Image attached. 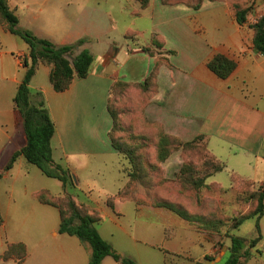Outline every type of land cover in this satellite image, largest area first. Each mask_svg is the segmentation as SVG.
Wrapping results in <instances>:
<instances>
[{
    "label": "crops",
    "instance_id": "0c3cea01",
    "mask_svg": "<svg viewBox=\"0 0 264 264\" xmlns=\"http://www.w3.org/2000/svg\"><path fill=\"white\" fill-rule=\"evenodd\" d=\"M29 1L43 6L48 3V0ZM9 2L19 17L22 29L30 30L56 45L72 44L87 38L80 50L88 49L94 56L89 76L75 78L65 92L54 90L50 81L51 67L44 64L39 65L30 84L33 96L42 93L55 124L56 131L51 141L53 158L56 142L57 149H61L67 160L65 168L77 177V185L74 181L73 184L87 196L91 205L83 203L79 195H73L78 204L88 205L92 212L99 211L101 216L110 218L128 235L127 229L118 223L124 215L117 211V202L121 200H116L114 209L99 207L98 200L86 194L91 191V186L85 177L76 174L88 168L93 170L90 165L97 160L107 163L117 158L121 159V169L126 167L127 161L114 148L109 137L113 126L108 110L110 89L116 81L142 83L158 61L163 64L157 74L156 93L145 108L147 119L160 123L166 133L184 142L193 141L198 136L205 137L212 154L226 165L224 171L211 176L208 183L226 186V180L221 176L224 173L259 182L258 178L262 176L259 168L264 172V55L254 49L251 24L254 17L264 13V0H253V16L250 14L245 24L237 21L233 7L225 1L206 0L200 9H195L152 0L149 8L141 10L137 0H96L93 2V13L85 8L69 9L68 17H64L67 14L65 7L47 9L55 15L44 17L36 13L30 4L19 7L15 0ZM138 11L140 14L135 15ZM115 16L122 18L123 27L114 19ZM67 18H73L70 26L64 22ZM129 33L131 35L127 38ZM155 38L164 40L163 49L153 46ZM145 46H152L157 53L152 56L143 51ZM27 53V44L0 25V155L7 154L9 159L26 143L13 99L26 73L23 58ZM217 54H223L237 63L236 70L227 79L219 78L208 67L209 61ZM183 161L181 151L173 152L162 163L164 177L175 180ZM95 169L99 175L103 170L98 166ZM127 181L128 177L125 184ZM102 191L107 200L117 194L110 193L108 189ZM0 208L4 219L11 207L4 210L0 201ZM136 210L139 217L158 219L160 216L153 207L136 205ZM4 226L5 221L0 227ZM59 226L60 221L56 226L54 220L52 234L55 237L60 235ZM184 230L190 239L172 254L178 257L186 255V264H200L217 251L218 239H211L205 236L207 232H198L189 225ZM203 241L208 242L210 247H205ZM17 243L27 246L25 259L22 262L16 258L2 259L9 245ZM29 244V241L17 236L4 238L1 235L0 262L27 264L30 256L38 253V250H31ZM195 246H199L201 251H196ZM226 249L225 246L223 250ZM121 254L128 257L125 253ZM129 258L141 264L136 257ZM205 262L209 264L210 260ZM177 263V259L165 262ZM102 264L122 263L106 257Z\"/></svg>",
    "mask_w": 264,
    "mask_h": 264
},
{
    "label": "trees",
    "instance_id": "16d2710c",
    "mask_svg": "<svg viewBox=\"0 0 264 264\" xmlns=\"http://www.w3.org/2000/svg\"><path fill=\"white\" fill-rule=\"evenodd\" d=\"M137 1L140 3L141 10L149 8L152 3V0ZM205 1L161 0L164 5L183 4L195 9H200ZM209 1H225L230 4L240 24L247 23L248 16L253 11V0ZM139 14L140 11L135 12V15ZM19 22V17L11 7L9 0H0V25L5 31L23 40L28 47V53L23 58L26 73L13 99L15 110L18 113V124L23 128L26 143L13 153L4 171L0 173V180L4 173L10 171L17 160L23 156L46 176L60 180L63 186L67 187L73 183L70 170L56 163L53 158L51 141L56 131L55 124L42 93L33 96L30 84L39 65L44 64L51 67L50 81L54 90L58 93L65 92L71 87L75 78L84 79L89 76L94 56L88 49L80 50L88 41L87 38L79 39L72 44L56 45L49 39L36 36L30 30L22 29ZM251 27L254 29V49L264 55V13L258 16V21L252 23ZM130 35L131 33L126 37ZM152 44L163 49L164 40L155 38ZM142 49L152 56L157 53L152 46H145ZM162 64V61H158L142 83L116 81L111 86L108 110L113 119V126L109 137L114 148L127 161L122 171L128 177V181L115 196L108 198L107 204L114 209L116 200L119 199L133 201L138 205L149 204L166 208L190 224L201 222L206 230L215 232H220L223 227L228 226L230 230L228 237L231 244L228 247L229 256L224 264H246L245 261L249 257L246 250L247 240L233 232L238 230L246 220L252 218L257 220V227L260 229V221L264 216V186L260 190H255L253 180L245 182L235 174L232 175V184L229 188L215 183L207 184V179L224 171L226 165L212 154L205 137L198 136L193 141L184 142L179 137L166 133L160 123L147 119L145 108L156 93L157 74ZM208 67L219 78L227 79L236 70L237 63L223 54H217L209 61ZM175 151H181L184 160L176 179L182 187L196 192L213 186H219L225 192L237 187L238 203L243 207L251 204L252 209L238 216H231V218L226 215L228 217L225 218L226 220L208 219L207 216L192 214L183 206L156 195L152 188L170 181L164 178L162 163ZM193 153L199 156L196 163L189 158ZM36 196L42 204L51 205L59 210L60 234L75 236L91 247L92 255L88 264H102L106 257H112L122 264H137L131 258L122 256L110 242L102 237L97 229V224L101 221L99 211L92 212L89 206L78 204L71 195L53 196L43 190ZM222 214L219 211L215 216L220 218ZM3 221L0 208V226ZM260 237L259 235L253 240L251 247L257 245ZM26 255L27 246L24 243H17L10 244L1 258L7 261L16 258L22 262Z\"/></svg>",
    "mask_w": 264,
    "mask_h": 264
},
{
    "label": "rangeland",
    "instance_id": "374dc122",
    "mask_svg": "<svg viewBox=\"0 0 264 264\" xmlns=\"http://www.w3.org/2000/svg\"><path fill=\"white\" fill-rule=\"evenodd\" d=\"M95 1L48 0L47 5L43 6L40 3L38 5L31 3L29 0H15L19 7L30 4L36 13H41L44 17H54L55 13L48 12V10L57 7H65L67 14L64 17H68L69 9L85 8L88 12L93 13L92 10L95 9L93 2ZM40 8L42 9L41 12ZM19 11L23 13V10L20 9ZM251 15L253 16V11ZM114 19L121 27L125 25L119 16H115ZM72 20L73 18H67L64 22L70 26ZM53 147L55 148V162L65 168L67 160L64 154L61 153L60 148L57 149L56 142ZM198 157L196 153L189 156L190 160L195 163L198 162ZM9 160L7 154L0 155V173L4 171ZM120 160L116 158L114 161H108L107 163L97 160L90 165L93 170L90 171L88 168L85 172H78L76 174L81 178L83 176L85 177L91 186V191H87L86 194H91L98 200L100 204L98 206L104 209L108 208V204L107 196L103 194L102 190L106 191L108 189L110 193L115 194L125 186L127 176L121 169ZM95 166L103 168L100 175L96 171ZM258 171L262 174L258 178L259 182H261V180H264V172L262 173L261 167ZM8 172L4 173L3 178L0 180V201L3 204L4 210L8 206L11 207V210L4 218L5 226L0 227V236L3 235L4 238H14V236H17L18 238L26 239L30 243L31 250H38V253L30 256L27 264H86L92 255L91 247L88 244L82 243L77 237L66 234H60L58 237H55L52 234L53 221L55 220L56 226L59 225V212L55 207L40 204L36 198L37 193L44 190L53 196L79 195L83 203L90 204L87 196L75 186L77 185V177L73 175L74 173L72 172L71 174L70 171L75 185L72 183L64 187L60 180L46 176L36 165L28 162L23 156ZM221 176L226 180V186L223 187L229 188L232 184V176H228L227 173ZM176 179L152 189L156 192V195H160L175 204L177 203L181 207L183 206V208L189 210L192 214L207 216L206 218L208 219L226 220L229 216L230 218L231 216H238L252 209L251 204L243 207L238 203L237 187L225 192L219 186H213L196 192L190 188L182 187ZM208 179L207 184H211L208 183ZM244 180L246 182L250 179ZM253 182V188L255 190H260L264 186V183L259 184L258 181L256 183L254 180ZM117 204V211H121L124 214L119 218L120 221L118 223L127 229L128 235L111 222L110 218L104 216H101V221L97 224V229L104 235L106 240H109L118 247L117 251L120 250L122 253H125L128 255V258L129 256L136 257L141 264H165L168 259H177V264H186V255L178 257L172 253L179 251L185 246L186 241L190 239L184 230V227L188 225L192 226L198 232H207L205 236L211 239H218L217 251L211 256L204 258L200 264H207L205 260H210L209 264H224L229 256L228 247L231 244V240L228 237L230 233L228 226L223 227L220 232L206 230L201 222L190 224L166 208L149 204L139 206L155 208L157 210L156 212L160 214L159 218L139 217L136 210V205L138 204L132 201H120ZM219 211L223 213L222 216H219L220 218L215 216ZM233 233L247 240L246 250L249 253V257L245 263L264 264V216L260 221V229L257 227V220L252 218L246 220ZM259 235L261 237L257 245L251 247V243ZM200 238L202 239L204 236H200ZM202 243L205 247H210L208 242L203 241ZM80 244L82 247H80ZM225 246L227 249L223 250ZM195 250L201 251V248L195 246ZM221 252H223L222 255ZM0 264H17V262H0Z\"/></svg>",
    "mask_w": 264,
    "mask_h": 264
},
{
    "label": "built area",
    "instance_id": "2783aa9c",
    "mask_svg": "<svg viewBox=\"0 0 264 264\" xmlns=\"http://www.w3.org/2000/svg\"><path fill=\"white\" fill-rule=\"evenodd\" d=\"M257 21H258V16L254 17V19H253L252 22H253V24H254V23H256Z\"/></svg>",
    "mask_w": 264,
    "mask_h": 264
}]
</instances>
